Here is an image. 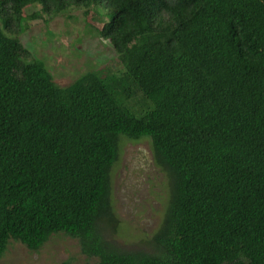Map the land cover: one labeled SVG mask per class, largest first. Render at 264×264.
I'll return each mask as SVG.
<instances>
[{"label":"trees","instance_id":"trees-1","mask_svg":"<svg viewBox=\"0 0 264 264\" xmlns=\"http://www.w3.org/2000/svg\"><path fill=\"white\" fill-rule=\"evenodd\" d=\"M35 6L104 8L123 72L55 85L20 42ZM123 140L168 181L145 252L108 238ZM58 235L95 264H264V0H0V258Z\"/></svg>","mask_w":264,"mask_h":264},{"label":"rangeland","instance_id":"rangeland-1","mask_svg":"<svg viewBox=\"0 0 264 264\" xmlns=\"http://www.w3.org/2000/svg\"><path fill=\"white\" fill-rule=\"evenodd\" d=\"M95 9V10H94ZM38 7L24 12L26 31L20 42L34 59L45 64L55 85L66 88L92 71L120 75L123 68L108 42L97 31L109 22L102 7L85 13L83 7L35 19ZM112 206L117 230L108 238L125 251H148L149 242L163 219L169 187L164 173L154 165L147 140L121 143L120 157L111 176ZM95 264L82 255L76 240L52 237L39 252H31L13 241L0 264Z\"/></svg>","mask_w":264,"mask_h":264}]
</instances>
